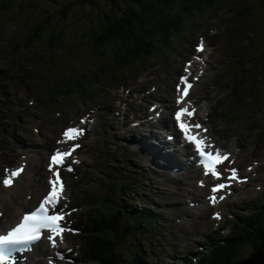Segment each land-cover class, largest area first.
Here are the masks:
<instances>
[{
  "label": "bare ground",
  "instance_id": "obj_1",
  "mask_svg": "<svg viewBox=\"0 0 264 264\" xmlns=\"http://www.w3.org/2000/svg\"><path fill=\"white\" fill-rule=\"evenodd\" d=\"M44 24L46 23L40 22L36 28L31 29L29 38L27 39V49L30 50L34 43L37 42L38 33ZM176 25L181 27L178 24ZM181 25L196 30L195 27L186 24ZM65 33L61 34L59 32L58 35L50 34V42L46 46V49L51 54L50 59L45 60V56H43L41 61L38 62V66L45 68L49 76L54 80L53 84L47 85L46 89H44V92H46L44 93V97L41 96L40 99H37L36 106L41 110L50 106L51 103H56V100H54L55 96L62 98L65 103L71 104L89 99L92 96L95 86L117 88L118 85L114 87L112 83L117 82L116 80L120 81L124 77L132 76L136 71L137 63L144 66L147 60L155 56H163L166 53L170 54L180 44V41H177L174 44L171 42L168 45H159L151 55L137 56L135 44L132 42L133 39L128 36L126 39L121 40L117 48H113L115 49V55L109 57L107 52L112 48H104L100 43L97 45L94 44L98 36L94 41L86 42L83 45L81 43L82 35L80 38H77L78 35L75 31L71 36ZM59 38L62 40L60 43H57ZM67 39L69 40L67 41ZM232 42L231 47H235V50L230 53L232 56L231 59L234 61L230 65V70L237 73V77L231 89L224 93L223 98L215 101L214 104H212L211 99L208 97H206L203 103L194 100L193 93L202 86V77L205 75L207 69L204 66L197 67V64H199L198 61H186L183 69L184 72L179 70L175 72L176 78L173 81L172 92L166 98L173 105L170 107L166 105V107L161 108L165 101L163 99H157L153 104L154 111L152 114H155L153 117H149L151 121L140 124V128L145 129L144 132L150 131V134L143 133L141 130L134 128L131 130L132 133H126V139L122 142L131 151L138 152L142 159H146L144 160V169H136L139 165L138 162L143 163V161L139 159L129 161L128 158H123L120 163L115 159H110L107 172L99 180L95 179L94 181L91 172L84 170L83 176H89L91 182L98 183L105 190L100 194L85 193L82 198L89 207L83 217L85 235L82 239H79L83 247L81 253L85 256L83 260L84 264H158L155 261L158 259V256L168 254V246L171 250V244L168 242L170 239L168 238L167 240L164 234L161 217L148 207L143 206L144 204H149V202H147V197L143 195L145 189L141 183L142 176H144L145 183L149 187L152 184L157 190L161 189L156 192L161 197L175 195L178 202H183L187 198V195H185L183 188L172 189V185H185V178H188L187 183L189 184L191 178L196 177V187L194 185L191 186L188 191V196L193 205H198L203 208L201 216L207 214L209 208L210 210H215L211 215L213 219L211 220L214 221L217 220L213 218L214 213L218 212L221 216H224V211L230 206L231 196L229 197V194L232 192V187L237 184L235 183L236 180L230 178V169L235 168L237 170L241 185L246 184L248 181V178L242 177L241 173L245 171L255 173L261 165H264L262 159L255 152L253 154L250 151L243 164L234 166V163L237 161L236 150H227L221 143L215 142L209 133V126L212 129L215 128L217 132L220 131L219 127L212 124L207 126L200 116V114H206L209 108L217 112L220 118H228V120L233 121L232 124L238 123V126H244L248 120L241 119V116L251 117L250 114L259 105L264 103V49L256 53V46L242 41L238 42L236 39H232ZM201 43H203V50L198 51V46ZM170 46L172 47L168 49ZM87 49L90 51L88 54L86 53ZM206 50L207 45L204 42H198L196 51L199 54H203ZM94 52L97 53L95 60L91 58V61L88 62L86 56ZM182 61L184 60L181 59L180 63ZM113 70H118L119 72L113 73ZM240 70L243 72L241 73ZM172 74L174 72L168 71L165 76L167 78L166 81L171 82ZM181 77H185L187 82L191 84L186 96L183 95V89L186 85L181 81ZM178 85L179 91L177 88ZM172 97L173 99H171ZM178 99H181L180 103H177ZM231 99L235 100L233 103L235 108L228 111L226 105ZM55 105L59 107L58 103ZM247 107H249V114L246 111V109L248 110ZM182 108H188L193 112L191 116H182V121L188 125H201V128H193L192 131L213 145L214 148L211 149L212 151L218 149L221 154H227L228 158L223 163L217 165V170L221 173L219 179L210 174H205L201 159L194 145L190 144L181 132L176 120V112ZM165 109H172L169 118L170 122L164 119L163 122H159L161 125L155 126V123H153L154 118L157 120L163 119ZM219 109L220 111H218ZM117 110L111 103H108L105 107L104 114L111 120L120 122L122 118ZM222 113H225V115L223 116ZM141 115L143 117V114ZM256 116L257 114L253 116L254 121ZM91 121L92 117L90 115L80 117L77 122H72L61 130L59 134L60 139L57 136L47 139L45 132L43 133L44 135L39 136L41 139H47L44 142L45 146L55 145V147L48 155L47 164L41 159L36 162V170H33L36 177L29 175V167H32V165L27 162L21 163L9 171L8 179H12V183L10 186L4 185L3 195L0 196V235L6 234L7 231L21 222L25 214L38 208L41 201L51 189L49 180L55 179L53 171L59 172V177L63 184V193L59 203L56 205L55 211L64 214V219L61 222L62 226H65L66 229H71V231L66 230L63 233L62 242L59 237L55 238V247L52 241L46 238L49 234L47 230H42L41 238L38 241L26 245L24 250H20L19 248L12 250L11 255L14 258V264H45V262L46 264H73L76 261V257L73 254L75 248L72 247V243L67 238L70 234L75 235V233L81 231V228L67 222V218L78 207L73 206L72 202L68 199V185L64 175L66 173L73 175L77 172L74 164L80 161L78 155L83 146V142H85L91 131ZM69 128L82 129L83 134L79 135L75 140L67 139L64 136V132ZM162 131H166L167 135L164 136ZM246 135L249 136V133H246ZM161 136H164L166 141L162 140L160 138ZM15 143L11 147L16 152L15 154L23 156L28 162L32 161L29 158V154L36 149V146L29 141V137L26 140L21 137L15 138ZM117 143H120V141L115 140L114 145ZM75 145H79V147H74ZM11 148L8 154L0 152V174L7 173L8 167H11L13 164L12 159H14V156ZM57 151L70 152V155L64 158L61 165H52V170L50 171L49 165L51 164V157ZM129 156L132 157V155ZM20 168L23 171L17 177H10L12 170ZM189 171L192 172V176L186 173ZM197 172L198 176H194ZM25 177L31 180L33 178L36 179V182L28 183L25 186L27 190L43 193L37 194L36 197H31L26 201L25 197H23L24 191L18 188L21 180ZM90 183L86 182V184ZM221 183L225 185L224 189L213 193L211 191L212 188ZM114 184L119 185L120 193L118 196H115V191L113 190ZM44 187L45 190L43 191ZM212 195L218 198L214 205L209 203L208 199ZM103 197L105 198V203L108 204L106 209L101 208L104 207V204H102ZM96 198H98L97 206H95ZM120 200H125L123 201L125 205L119 204L118 202ZM152 207L158 210L155 200L152 203ZM13 213H15V216L11 218ZM233 213L229 224L221 229L217 236L211 237L203 235L204 243L200 247V250L193 253L187 251V257H185L183 263H173L172 261L166 264H241V262L250 259L255 253L264 255V250L255 248L256 241L249 242V240L256 238V235H251L253 227L256 226L255 221L264 219V197L262 200L253 202L248 207L242 208L238 212L234 211ZM140 216L144 218H139ZM145 217L151 219L149 221L154 223L153 227L150 226V223ZM5 218H8L6 222L4 221ZM141 221L144 222L143 227L141 229L135 228V225H141ZM217 221L221 223L222 217ZM181 224L183 225V223ZM197 225L199 223H196ZM246 232H250L248 233L249 240L244 241L243 236H246ZM184 234L187 235V232ZM123 243L127 245V248L124 250ZM244 247L251 249L247 256L241 253ZM215 248H218V250L216 254H212L211 250ZM123 252L127 255L124 256ZM38 256H41V258L37 259L36 257ZM61 257L63 258L61 259ZM55 258L58 259L56 263L51 261Z\"/></svg>",
  "mask_w": 264,
  "mask_h": 264
},
{
  "label": "rangeland",
  "instance_id": "obj_2",
  "mask_svg": "<svg viewBox=\"0 0 264 264\" xmlns=\"http://www.w3.org/2000/svg\"><path fill=\"white\" fill-rule=\"evenodd\" d=\"M97 1L102 11L106 13H109L110 8L119 11L120 7L123 8L125 4L121 0L118 1L117 6H112V4L106 3L105 0ZM66 4L71 6L66 18H63L60 10ZM0 10V152L8 154L10 148L16 144L15 138L18 137L25 140L29 137V141L36 146V149L29 154V158L32 159L30 162L23 156L16 155V152L11 148L14 156V159H12L13 164L8 167L7 173L0 174V196L3 195V181L8 179V173L12 168L21 163H30L32 167H29V175L36 177L33 171L36 170V162L41 159L47 164L48 155L55 147V145L45 146L44 142L47 139L55 138V136L59 138V134L64 127L72 122H77L80 117L90 115L92 117L91 131L85 142H83L78 155L80 159L78 165L74 164L77 172L73 175L67 173L64 175L68 185V199L73 206L78 207L67 218V222L81 228V231L75 233V235L70 234L67 240L75 248L73 254L76 261L73 264H84L85 256L81 253L83 247L79 239H82L85 235L83 217L89 207L82 198L85 193L100 194L105 191L98 183L91 182L89 176H83L84 170L91 172L94 181L95 179L99 180L107 172L110 159H115L120 163L123 158H128L129 161L136 159L143 161V163L138 162L139 165L136 169H144V160L146 159H142L138 152L131 151L122 141L126 139V133H132L133 128L150 134V131L144 132L145 129L140 128V124L151 121L149 117H153L155 114H152L154 111L153 104L157 99L165 101L161 108L166 107V105L168 107L173 105L166 98L172 92L173 81L176 78L175 72L177 70L184 72L186 61H198L197 67L204 66L207 69L202 77L203 84L193 93V99L203 103L208 97L214 104L215 101L223 98L224 93L231 89L237 77V73L230 70V65L234 63L230 53L235 50V47H231L233 44L232 38H235L238 42L245 40L244 35L232 37L234 30L244 28L241 19L256 24L258 32L255 35L254 31L256 42L252 45L256 46V53L264 49V0H226L217 3L204 13H194L190 17L189 25L191 27L197 26L196 30L191 33L188 32L180 41L179 47L174 48L172 53L155 56L147 60L144 66L137 63L136 71L132 76L124 77L120 81L116 80L117 82L112 83L114 87L118 85L117 88L95 86L89 99L71 104H67L62 98L55 96L54 100L59 104V107L55 105L56 103H51L50 106L42 110L36 106L37 99H40L41 96L44 97V93H46L44 89L47 85L53 84L54 80L45 68L38 66V62L41 61L43 56H45V60L50 59L51 54L46 46L50 42L51 32L54 31L58 35L59 32L63 34L67 31H75L78 35L77 38L82 35L81 43L85 45L86 42L94 41L99 35L98 30L101 26L102 14L99 12V8L92 7L84 0H0ZM38 22H45L46 24L39 31L37 42L29 50L27 49V39L31 29L36 28ZM235 26L237 28H234ZM61 40L59 38L57 43H60ZM200 41L207 45V50L203 54L196 51V45ZM89 52L87 49L86 53ZM107 54L109 57H113L115 49H109ZM96 55L97 53L94 52L86 56V60L88 62L91 61V58L95 60ZM181 59L184 61L180 63ZM29 69H31L30 72ZM168 71L174 72L171 82L166 81L165 76ZM118 72V70H113V73ZM234 102V99L227 102L228 111L235 108ZM108 103L118 109L117 112L120 114L122 121L115 122L104 114ZM247 108L246 111L249 114V107ZM263 109L264 103L250 114L251 117L241 116V119L248 120L244 126H238V123L232 124L233 121L228 120V118H220L217 112L209 108L206 114H199L207 126L212 124L219 127L220 131L217 132L215 128L212 129L209 126V133L215 142L221 143L227 150H236L237 161L234 166H237L244 163L250 151L253 154L255 152L264 162ZM171 111L172 109H165L163 119L157 120L154 118L153 123H155V126L161 125L159 122H163L164 119L170 122ZM141 114H143V117ZM255 114L257 116L254 121L253 116ZM145 115L147 118H145ZM222 115L224 116L225 113H222ZM44 132L47 139L39 137ZM246 133H249V136ZM163 134L165 136L167 132L165 131ZM164 136L160 138L166 141ZM115 140L120 141V143L114 145ZM129 155H132V157ZM186 173L192 176L191 171ZM241 174L242 177L248 178V181L246 184L241 185L239 181L235 182L237 184L232 187V192L229 194V197L231 196L230 206L224 211V216H221V223L217 220L212 221L211 215L215 210L209 208L207 214L201 216L203 208L191 203L188 191L192 185L196 187V177H192L189 184L187 183L188 178H185V185H172V189H184L187 198L183 202H178L175 195L161 197L159 193H156L161 189L157 190L152 184L149 187L145 183L144 176L141 177V183L145 189L143 195L147 197V202H149V204L143 206L159 214L164 227V234L167 240L170 239L168 242L171 244V250L168 246V254L158 256V259L155 260L158 264H166L172 261L173 263H183V260L187 257V251L193 253L200 250L204 243L203 235L217 236L220 230L229 224L234 211L238 212L253 202L262 200L264 197V165H261L255 173L245 171ZM194 176H198V172ZM117 177L119 176L117 175ZM34 182H36L35 178L31 180L25 177L18 187L19 190L24 191L23 197L26 201L31 197H36L37 194L43 193H36V191L25 188L28 183ZM86 182L91 183L86 184ZM113 190L115 196H118L120 193L119 185L114 184ZM154 200L157 202L158 210L152 207ZM123 201L125 200H120L118 203L125 205ZM97 202L98 198H96L95 206H97ZM102 204H104V207L101 208L106 209L108 204L105 203L104 197ZM14 216L15 213L11 215V218ZM7 220L8 218L4 219L5 222ZM196 223H199V225L196 226ZM185 232H187V235L184 234ZM126 248L127 245L123 243V250ZM250 251V248L244 247L241 253L247 256ZM123 255L126 256L127 254L123 252ZM36 258L40 259L41 256ZM154 258L156 257L154 256ZM57 260L55 258L51 261L56 263Z\"/></svg>",
  "mask_w": 264,
  "mask_h": 264
},
{
  "label": "trees",
  "instance_id": "obj_3",
  "mask_svg": "<svg viewBox=\"0 0 264 264\" xmlns=\"http://www.w3.org/2000/svg\"><path fill=\"white\" fill-rule=\"evenodd\" d=\"M84 1H87L92 7L99 8V12L102 14L100 21L102 27H99L98 38L94 41L95 45L100 43L104 48H117L121 40L129 36L133 39V44H135L136 55L145 56L151 55L159 45H168L171 42L174 44V42L181 41L186 32V29L181 24H185L184 22L188 16L200 13L218 0H121L125 3L124 7H120L119 11L108 8L109 13L102 11L97 0ZM105 1L108 4H112V6H117L120 0ZM70 6L66 4L61 8L60 14L63 18H66ZM243 23L245 27L242 30H238L237 34H245L250 38L249 33H251L253 38H250V40L255 43L254 36L258 32L256 24L246 21ZM51 34L54 35L56 33L53 31ZM65 34L71 36L74 32L67 31ZM171 47H168V49ZM254 59L257 60L256 58ZM139 218L144 217L140 216ZM145 219L148 220L150 226H154V223L149 221L151 220L150 218L145 217ZM255 222L256 226L253 227L251 235H256V238L249 240L248 233L250 232H246L247 234L243 236V240H249L251 243L256 241L255 248L264 250V219ZM143 224L144 222L141 221V225H135V228L141 229ZM217 250L218 248H215L211 250V253L216 254Z\"/></svg>",
  "mask_w": 264,
  "mask_h": 264
},
{
  "label": "snow or ice",
  "instance_id": "obj_4",
  "mask_svg": "<svg viewBox=\"0 0 264 264\" xmlns=\"http://www.w3.org/2000/svg\"><path fill=\"white\" fill-rule=\"evenodd\" d=\"M198 51L203 50V43L198 46ZM181 81L186 85L183 89V95H187L188 88L191 87L185 77H181ZM179 91V85L177 86ZM181 99H178L177 103H180ZM193 114L188 108H182L176 112V120L179 124L181 132L184 134L185 139L192 145H194L196 152L198 153L205 174H210L217 179L220 178L221 173L217 170V165L223 163L224 160L228 158L227 154H221L218 149L212 151L213 145L209 144L206 139L200 137L197 133L193 132L192 129L201 128V125H188L182 121V116H191ZM206 131V129H205ZM83 134L82 129L69 128L64 132V136L67 139L75 140L79 135ZM74 147H79L75 145ZM70 152H59L51 157V164L49 165L50 171L52 170V165H61L65 157L69 156ZM23 169H15L10 172V177H17ZM71 171V169H69ZM231 179L239 181L240 177L235 168L230 169ZM53 176L55 179L49 180L51 185L50 191L44 197V199L39 204L38 208L34 211L27 213L23 216L20 223L15 227L7 231L6 234L0 235V264H14V258L11 256L12 250L28 244H33L41 238L42 230H47L49 233L46 238L52 241L53 246H56L55 238L59 237L61 242L63 241V233L71 229H66L62 226V221L64 219V214L55 211L56 205L63 193V184L59 177L58 171H53ZM5 186H10L12 179H4ZM225 185L223 183L218 184L212 188V192L215 193L219 190L224 189ZM209 203L215 204L217 202V196L212 195L209 198ZM51 213V214H50ZM214 219H220V213H214ZM63 257H61L62 259Z\"/></svg>",
  "mask_w": 264,
  "mask_h": 264
},
{
  "label": "water",
  "instance_id": "obj_5",
  "mask_svg": "<svg viewBox=\"0 0 264 264\" xmlns=\"http://www.w3.org/2000/svg\"><path fill=\"white\" fill-rule=\"evenodd\" d=\"M241 264H264V255L255 253L250 259L241 262Z\"/></svg>",
  "mask_w": 264,
  "mask_h": 264
}]
</instances>
